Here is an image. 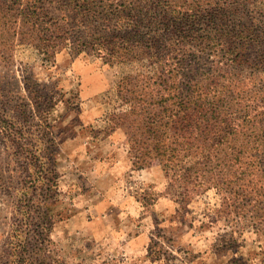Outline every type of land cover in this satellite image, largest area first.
Wrapping results in <instances>:
<instances>
[{"label": "rangeland", "instance_id": "374dc122", "mask_svg": "<svg viewBox=\"0 0 264 264\" xmlns=\"http://www.w3.org/2000/svg\"><path fill=\"white\" fill-rule=\"evenodd\" d=\"M12 1L0 0V264H17L18 227L35 264H264V164L248 138L264 135V0H162L165 26L140 32L159 38L176 87L256 118L235 149L198 161L210 190L196 196L172 180L180 172L140 168L120 119L137 92L124 97L119 83L133 76L128 89L150 92V60H106L66 0H42L48 31L32 40L10 20ZM123 2L144 3L116 0L92 23L106 32L118 22L122 33L97 39L108 53L135 27L114 16Z\"/></svg>", "mask_w": 264, "mask_h": 264}, {"label": "trees", "instance_id": "16d2710c", "mask_svg": "<svg viewBox=\"0 0 264 264\" xmlns=\"http://www.w3.org/2000/svg\"><path fill=\"white\" fill-rule=\"evenodd\" d=\"M66 1L74 13L75 21L85 22L82 19L86 17L89 23L88 29H90L86 33L96 37L94 40L96 44L93 46H97V50L100 51V54H104L106 60L115 58L118 60L116 54L122 51L128 53L123 58L130 56L129 60L133 61L150 60V64H152L149 75H145L149 77V82L152 83L149 85L150 92L141 91L142 85H134L132 90L128 89L133 84V76L125 77L118 85V91L124 97L125 94L131 95L137 92L136 95L125 97L126 103L130 104V109L120 119L129 124L130 143L140 147L141 153L137 158V164L140 168L161 166L168 176L172 171L180 172L181 174L172 180L191 196H196L199 193L201 184L203 190L201 193L210 190L204 188L203 181H197L195 173L196 171L199 172V168L196 164L201 160L211 163L214 150L235 149L240 139L246 140L245 128L249 130L251 125L252 128L256 126L257 123L254 121L256 118L250 119L246 116L241 119L231 109L221 110L223 107L221 102L207 101V96L202 91H196L191 86L176 87L178 77L176 73H167L169 66L165 62L166 58L162 52V44L159 38L148 37L146 39L140 35V32L143 33V28H150L151 33L157 34L161 27L165 26V22L170 17V7L162 0H136L144 3L132 6L123 2L117 6L113 12L115 18H124L129 26L135 24V27L132 28L131 32H124V40L119 45H113L112 53H108L107 46L97 39H100L99 36L103 33L106 35L122 33L119 30L118 22L115 25L116 30L113 28L106 32L98 31V28L93 27L92 23L96 18H102L100 15L103 10L112 7L110 4H114L116 0ZM12 3L10 8L12 14L9 18L13 24L21 23L27 34L32 36V40H35L34 38L43 39V36H46L44 34H47L48 31L46 25L49 24L45 21L46 14L43 12L45 10L43 1L13 0ZM4 7H8V4L5 3ZM107 29L111 28L107 27ZM139 38L141 39L139 40ZM120 60L124 61L125 59L121 57ZM147 97L148 99H146ZM221 100H225L224 94L221 95ZM252 122L254 123L252 124ZM7 134V127L0 124V135L7 137ZM250 135L254 136L248 137L251 139L250 142L256 145L254 148L261 154L257 160V168H259L264 164V135L260 133ZM245 145L248 146V144ZM19 148L20 145L17 149ZM189 160H193L192 166L188 165ZM30 202L29 200V204ZM29 207L31 205L22 203L19 206V211L29 214L31 211ZM25 208L29 209L25 210ZM28 218L30 219L29 215ZM29 219H23L27 226H29ZM27 230H21L20 227L15 230V239H19L15 242V248L20 252L18 254L19 259L16 261L17 264H35L38 261V259L33 261L31 255L24 257L22 253L24 251L28 254L29 246L26 242L29 236H27ZM37 236L42 237L44 233L39 232ZM41 248L43 247H39V249ZM46 261H43L42 264H47Z\"/></svg>", "mask_w": 264, "mask_h": 264}]
</instances>
